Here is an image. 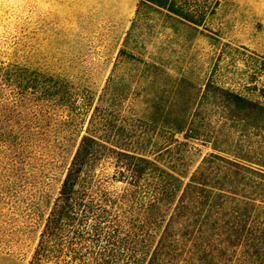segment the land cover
Here are the masks:
<instances>
[{
  "label": "trees",
  "instance_id": "obj_1",
  "mask_svg": "<svg viewBox=\"0 0 264 264\" xmlns=\"http://www.w3.org/2000/svg\"><path fill=\"white\" fill-rule=\"evenodd\" d=\"M142 3L200 25L221 0ZM73 86L36 55H0V251L27 264H248L227 258L264 232L248 217L264 215V106L219 89L261 114L228 119L222 149L203 127L181 140Z\"/></svg>",
  "mask_w": 264,
  "mask_h": 264
},
{
  "label": "rangeland",
  "instance_id": "obj_2",
  "mask_svg": "<svg viewBox=\"0 0 264 264\" xmlns=\"http://www.w3.org/2000/svg\"><path fill=\"white\" fill-rule=\"evenodd\" d=\"M142 1L0 0V55H36L42 70L70 75L73 87L97 90L127 117L181 140L203 127L225 148L228 119L261 114L227 106L234 100L219 89L264 106V0H221L200 25ZM190 143L202 157L214 151ZM248 217L264 229V215ZM251 232L247 254L228 261L264 264V232ZM0 264L27 261L0 251Z\"/></svg>",
  "mask_w": 264,
  "mask_h": 264
}]
</instances>
